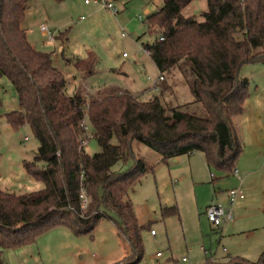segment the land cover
I'll list each match as a JSON object with an SVG mask.
<instances>
[{
	"label": "trees",
	"instance_id": "trees-1",
	"mask_svg": "<svg viewBox=\"0 0 264 264\" xmlns=\"http://www.w3.org/2000/svg\"><path fill=\"white\" fill-rule=\"evenodd\" d=\"M161 1L144 19L157 38L142 47L159 77L172 70L184 77L194 102L178 107L162 101L172 91L168 84L158 85L159 95L147 101L128 91L90 99L79 91L69 95L52 53L35 49L27 39L23 24L29 0H0V78L12 84L20 107L4 119L14 130L29 126L39 145L24 168L43 184L21 195L0 189V264L4 250L30 245L52 228L92 237L103 220L112 222L129 246V255L115 264H138L145 227L138 224L129 195L154 169L135 156L134 141L158 153L162 163L201 153L209 168L229 174L235 169L243 145L234 118L242 115L249 96L240 70L264 66V0H204L202 21L183 15L197 0ZM197 104L200 108L192 109ZM85 117L90 137L101 148L93 155L83 150L89 139ZM119 163L127 167L114 170ZM161 214L177 215V209L165 206ZM263 263L264 252L255 263L233 258L225 264Z\"/></svg>",
	"mask_w": 264,
	"mask_h": 264
},
{
	"label": "rangeland",
	"instance_id": "rangeland-1",
	"mask_svg": "<svg viewBox=\"0 0 264 264\" xmlns=\"http://www.w3.org/2000/svg\"><path fill=\"white\" fill-rule=\"evenodd\" d=\"M84 1L29 0L23 24L29 31L28 40L40 45L44 42L42 50L52 53L54 66L66 77L69 95L79 91L90 99L128 91L147 101L159 95L158 85L168 84L172 91L165 94L164 105L178 107L194 102L178 71H169L158 81L159 71L142 47L157 38L155 33H149L144 19L161 7V0H86L88 5ZM105 1L112 3L118 13L103 8ZM206 9V2L197 0L183 10V15L202 21ZM40 23L54 33V43L41 35ZM60 34H64L63 39L58 38ZM86 51L94 54L96 62ZM240 76L249 82L250 97L264 99V66L245 65ZM0 94V189L16 195L39 191L43 184L24 168V162L33 161L38 141L29 126L14 130L6 123L4 114L20 107L14 87L5 77L0 78ZM196 107L200 108L197 104L192 109ZM260 118L264 122V113ZM248 121V114L236 118L238 134L239 127L245 132L243 151L235 166L242 179L244 200L234 205L233 220L219 228L211 225L205 210L211 204L228 208L226 191L239 186L231 173L208 168L201 153L180 156L176 164L174 160L162 163L158 153L139 142L132 143L135 156L146 168L154 169L142 177L129 195L137 222L145 227L141 232L144 256L138 264H225L233 258L255 263L260 259L264 252V125L261 130L250 132ZM84 124L89 137L84 152L99 153L101 148L90 137L92 128L87 117ZM255 134L258 142L252 137ZM115 142L113 139L112 143ZM131 164L130 161L128 166ZM239 165L244 168L242 171ZM126 167L119 163L114 170ZM165 206L176 207L177 215L163 217L161 208ZM128 255L127 241L118 235L112 222L103 220L92 237L76 236L66 227H55L30 245L4 250L1 261L2 264H115ZM183 258L187 262H182Z\"/></svg>",
	"mask_w": 264,
	"mask_h": 264
},
{
	"label": "built area",
	"instance_id": "built-area-1",
	"mask_svg": "<svg viewBox=\"0 0 264 264\" xmlns=\"http://www.w3.org/2000/svg\"><path fill=\"white\" fill-rule=\"evenodd\" d=\"M85 4H87L88 2L85 0L84 1ZM102 7L109 10L111 13L113 14H117L118 13V9L114 7V5L110 2H104L102 4ZM141 17H139L140 19ZM38 29L41 33V35L43 37L46 38L47 42L49 43H54L55 40V35L54 33L47 27L46 24L44 23H40L38 25ZM144 52L148 55V51L144 50ZM123 57H125V55H123ZM163 80V78L160 76L158 78V81ZM232 176L236 177L238 182L241 184L242 179L239 175V173L236 171V169H234L231 172ZM244 198V194L243 191L241 189L240 186H238L235 189L229 190L227 191V202H228V208H224L221 207L220 205H214L211 204L209 205L206 210H205V216L208 219V221L211 223V225L213 227L219 228L221 227L222 224L226 223V222H230L233 220V212L232 209L234 207V205L238 202V200L243 199ZM82 201H83V205H86L87 199L85 197V195H82ZM151 235H154L153 231H150ZM156 256H159V254H156ZM182 262H186V259L183 258Z\"/></svg>",
	"mask_w": 264,
	"mask_h": 264
},
{
	"label": "crops",
	"instance_id": "crops-1",
	"mask_svg": "<svg viewBox=\"0 0 264 264\" xmlns=\"http://www.w3.org/2000/svg\"><path fill=\"white\" fill-rule=\"evenodd\" d=\"M35 1H37V2H40L41 0H35ZM85 4V3H84ZM85 5H88V4H85ZM152 12H154V11H152ZM152 12H150V13H152ZM149 13V14H150ZM28 30H27V37H28ZM28 39V38H27ZM29 41V40H28ZM29 43L35 48V49H37V50H40V51H43L42 50V47L45 45L44 44V42H42V44L40 45V44H38V42H36V41H29ZM43 52H45V51H43ZM87 52V54L89 55V54H93L92 52H89V51H86ZM94 55V54H93ZM86 77V76H85ZM103 89H106L105 87L103 88ZM92 91H97V90H92ZM255 96V95H254ZM252 98H254V97H250V94H249V96H248V98L246 99V101H245V103H244V110H243V113H242V115H240V116H237V117H235L234 118V120H235V125H236V118H241L242 116H244L245 114H248V119H249V121H248V127H249V130H250V132H256L255 130H257L258 128L261 130V128H262V126L264 125V122H263V120H262V118H260V114H262V113H264V99L262 98V99H257V98H254L253 99V101L251 100ZM254 100L256 101V103L254 102ZM237 126V125H236ZM240 127H239V137H240V140H241V142H242V140L244 139L243 138V135H245V132L243 133L242 131H240ZM263 129H264V126H263ZM256 135V134H255ZM252 137L253 138H255L256 137V140H254V142H258V139H257V135L256 136H254V135H252ZM243 143V142H242ZM243 151V150H242ZM195 154V153H194ZM194 154H192V155H194ZM242 154V153H241ZM192 155H190V156H192ZM180 157V156H179ZM204 157V156H203ZM178 157H175V158H171V159H169V160H174L173 161V163L174 164H176L177 162H178V159H177ZM168 160V161H169ZM205 160V159H204ZM167 161V162H168ZM166 162V163H167ZM206 163V162H205ZM206 166H207V164H206ZM208 167V166H207ZM209 168V167H208ZM239 169H240V171H242L244 168H242L240 165H239V167H238ZM236 178V177H235ZM237 179V178H236ZM238 181V180H237ZM239 183V182H238ZM239 186L241 187L242 186V182H241V184L239 183ZM242 189V188H241ZM226 196H227V191H226ZM242 200H244V198L243 199H240L238 202H241ZM264 209V208H263ZM263 212V211H262ZM263 214H264V212H263ZM187 262V261H186Z\"/></svg>",
	"mask_w": 264,
	"mask_h": 264
}]
</instances>
